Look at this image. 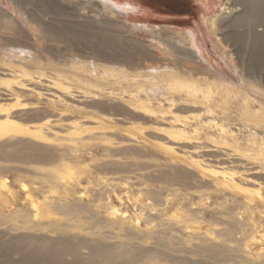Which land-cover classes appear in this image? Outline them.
I'll use <instances>...</instances> for the list:
<instances>
[{
  "label": "rangeland",
  "instance_id": "rangeland-1",
  "mask_svg": "<svg viewBox=\"0 0 264 264\" xmlns=\"http://www.w3.org/2000/svg\"><path fill=\"white\" fill-rule=\"evenodd\" d=\"M259 2L0 0V264H264Z\"/></svg>",
  "mask_w": 264,
  "mask_h": 264
},
{
  "label": "bare ground",
  "instance_id": "bare-ground-1",
  "mask_svg": "<svg viewBox=\"0 0 264 264\" xmlns=\"http://www.w3.org/2000/svg\"><path fill=\"white\" fill-rule=\"evenodd\" d=\"M250 1H252V2L258 1L259 2V1H264V0H250ZM260 6L261 5H259L257 7H260ZM24 73H27V72L24 71ZM27 74H29V73H27ZM160 211H159V213H160ZM38 227H39V225H38ZM3 235H6V234H3ZM34 237H37L38 240H41V244L44 247V250L40 251L37 248L27 250L26 252L23 253L24 255L22 254L23 255L22 259H21L22 263H24V264H35V263H38V262H48L50 264H81L82 263V260H80V258L77 256L78 244L73 242L70 238H58V239L48 238L47 239L45 237H39V236H34ZM95 243L96 242H94V244ZM6 245H7V242H5V240L1 239L0 240V253L1 254H4L5 256L9 257L15 251H18V248H15V247H12V246H6ZM208 250H210V253L213 254V255L217 254L216 249H213V247L209 248ZM113 251H114L113 247H107L105 245H98V246L92 247L93 254H95V253L98 254L99 253V254H102V255L109 256V255H111L113 253ZM68 254L75 255V260L73 262L65 261V256L68 255ZM121 254H124V251H122ZM132 257H135V256H132Z\"/></svg>",
  "mask_w": 264,
  "mask_h": 264
},
{
  "label": "clouds",
  "instance_id": "clouds-1",
  "mask_svg": "<svg viewBox=\"0 0 264 264\" xmlns=\"http://www.w3.org/2000/svg\"><path fill=\"white\" fill-rule=\"evenodd\" d=\"M99 3L101 5H106L109 3V0H99ZM113 7H116V8H119L121 11H124L126 10L127 8H129L130 6L129 5H126V4H113L112 5Z\"/></svg>",
  "mask_w": 264,
  "mask_h": 264
}]
</instances>
